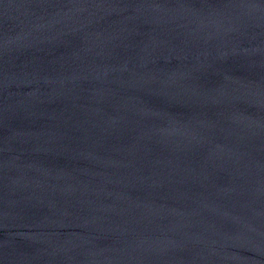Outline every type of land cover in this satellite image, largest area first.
Wrapping results in <instances>:
<instances>
[{
	"label": "water",
	"instance_id": "water-1",
	"mask_svg": "<svg viewBox=\"0 0 264 264\" xmlns=\"http://www.w3.org/2000/svg\"><path fill=\"white\" fill-rule=\"evenodd\" d=\"M0 264H264V0H0Z\"/></svg>",
	"mask_w": 264,
	"mask_h": 264
}]
</instances>
